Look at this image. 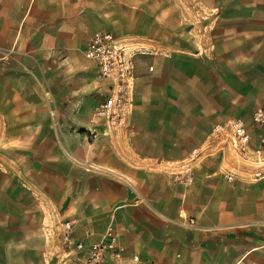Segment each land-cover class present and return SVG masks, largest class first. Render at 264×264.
Here are the masks:
<instances>
[{"label":"crops","instance_id":"0c3cea01","mask_svg":"<svg viewBox=\"0 0 264 264\" xmlns=\"http://www.w3.org/2000/svg\"><path fill=\"white\" fill-rule=\"evenodd\" d=\"M91 4L0 0V264H66L60 234L53 252L51 240L67 221L86 248L113 227L141 264H264V180L227 181L231 158L217 155L190 186L170 175L215 125L264 110V1L250 14L203 16L192 46L145 41L151 52L136 59L135 107L120 130L94 118L104 85L93 62L79 86L66 76L52 90L34 75L33 56L65 63L82 46ZM50 95L74 109L57 115Z\"/></svg>","mask_w":264,"mask_h":264},{"label":"built area","instance_id":"2783aa9c","mask_svg":"<svg viewBox=\"0 0 264 264\" xmlns=\"http://www.w3.org/2000/svg\"><path fill=\"white\" fill-rule=\"evenodd\" d=\"M150 52L151 49L144 43L131 42L110 31L96 32L85 46L84 56L94 63L97 77L104 85L99 91L100 99L94 107L93 115L108 129L129 127L135 107L138 78L136 59ZM214 155L223 159L231 158L232 163L222 171L227 181L264 180V110H256L250 122L243 118H233L215 125L207 145L194 150L170 171L172 179L181 186L192 185L199 164ZM186 223L192 227L197 224L194 219H188ZM60 247L66 264H141L139 255L130 258L125 256V250L113 227L108 228L102 240L86 248L75 239L74 223L64 222Z\"/></svg>","mask_w":264,"mask_h":264},{"label":"rangeland","instance_id":"374dc122","mask_svg":"<svg viewBox=\"0 0 264 264\" xmlns=\"http://www.w3.org/2000/svg\"><path fill=\"white\" fill-rule=\"evenodd\" d=\"M92 2L90 11H92V19L88 18L85 27L86 39L82 46L71 51L65 56L67 61L61 63L64 58L60 55H36L33 56L35 64L34 75L42 83H50L53 89L58 88V80L68 76L75 86H79L82 80V72L90 63L83 54L86 41L98 31H110L118 37L127 39L131 42L144 43L145 41L162 40L168 47L192 46L190 40H201V32L203 28L202 17L222 15H234L236 9L240 13L250 14L251 4L264 0H87ZM236 4L238 7H236ZM160 18L163 20V28L161 34L156 36L155 26ZM189 18V21L187 20ZM194 20V22H193ZM159 24V23H158ZM160 25V24H159ZM194 29L198 34L194 35L188 31ZM51 110L58 112H71L73 106L66 100H62V105L56 106L55 99L52 95ZM58 108V109H57ZM58 115V113H57ZM57 120V119H56ZM59 121L64 122V118ZM53 127L57 126V122L51 118ZM65 123V122H64ZM58 126L59 123H58ZM66 127L71 128L67 125ZM69 170V169H68ZM73 170V169H72ZM58 183L52 182V193L54 188L58 187ZM69 191L72 184H62ZM55 200L52 198L51 207L54 208ZM74 200H68L65 206L66 211L74 210ZM56 231V230H55ZM58 232L52 234L51 250L53 252L59 242Z\"/></svg>","mask_w":264,"mask_h":264},{"label":"trees","instance_id":"16d2710c","mask_svg":"<svg viewBox=\"0 0 264 264\" xmlns=\"http://www.w3.org/2000/svg\"><path fill=\"white\" fill-rule=\"evenodd\" d=\"M81 133H83V132H81Z\"/></svg>","mask_w":264,"mask_h":264}]
</instances>
